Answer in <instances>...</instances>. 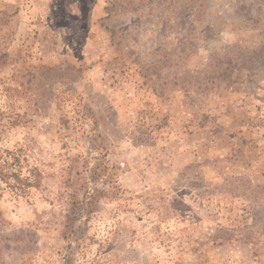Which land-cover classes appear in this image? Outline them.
<instances>
[{"label":"rangeland","instance_id":"1","mask_svg":"<svg viewBox=\"0 0 264 264\" xmlns=\"http://www.w3.org/2000/svg\"><path fill=\"white\" fill-rule=\"evenodd\" d=\"M8 150L0 264H264V0H0Z\"/></svg>","mask_w":264,"mask_h":264},{"label":"trees","instance_id":"2","mask_svg":"<svg viewBox=\"0 0 264 264\" xmlns=\"http://www.w3.org/2000/svg\"><path fill=\"white\" fill-rule=\"evenodd\" d=\"M7 155L3 156L0 153V181L2 182H8L10 178H13L16 180V182L19 185L23 186H32V185H37V180L30 181L29 178H23L21 176V173L19 171H16L13 168H9L13 163H17L15 161H19V158H14L13 160L10 157L11 151H7ZM19 163V162H18ZM16 165V164H15ZM92 174V179L94 180V188L91 191L88 183L84 181V184H82V189L84 190L83 196L75 197V199L72 202L71 209L68 210L69 213L67 215V225L68 227H72L75 223V221L78 219L83 214H90L94 212L97 208V203L98 201L105 197L107 194L110 192L107 191L105 186H98V175H102L104 171L102 170L101 167L96 166L94 169L91 171ZM38 175L36 172L34 173V176ZM86 180V179H85ZM97 181V182H96Z\"/></svg>","mask_w":264,"mask_h":264}]
</instances>
